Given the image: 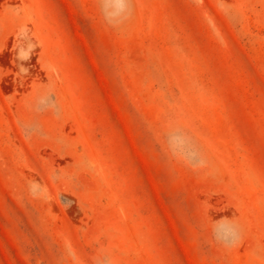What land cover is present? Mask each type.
Listing matches in <instances>:
<instances>
[{"label":"rangeland","instance_id":"1","mask_svg":"<svg viewBox=\"0 0 264 264\" xmlns=\"http://www.w3.org/2000/svg\"><path fill=\"white\" fill-rule=\"evenodd\" d=\"M0 264H264V0H0Z\"/></svg>","mask_w":264,"mask_h":264}]
</instances>
